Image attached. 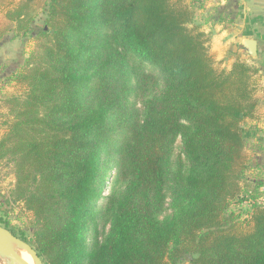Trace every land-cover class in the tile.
Returning a JSON list of instances; mask_svg holds the SVG:
<instances>
[{
    "label": "trees",
    "instance_id": "16d2710c",
    "mask_svg": "<svg viewBox=\"0 0 264 264\" xmlns=\"http://www.w3.org/2000/svg\"><path fill=\"white\" fill-rule=\"evenodd\" d=\"M39 1L47 18L0 139L37 228L7 229L45 264H264L242 128L261 107L257 70L219 69L172 0H0V40L12 23L30 34ZM234 200L252 206L241 223Z\"/></svg>",
    "mask_w": 264,
    "mask_h": 264
},
{
    "label": "rangeland",
    "instance_id": "374dc122",
    "mask_svg": "<svg viewBox=\"0 0 264 264\" xmlns=\"http://www.w3.org/2000/svg\"><path fill=\"white\" fill-rule=\"evenodd\" d=\"M172 1L188 7L193 12L194 22L192 25L200 28L209 37L210 53L213 45L220 47L223 57L219 56V51H216L215 55L213 54L219 69L229 71V59L236 57L237 60L246 61L257 70V73L253 75L257 83L255 93L261 98L263 105L255 119L244 121L242 128L250 165L246 173V181L250 183L252 192L249 196H254L257 191L259 199L256 204L264 207V72L263 74L260 72L261 64L264 61V0H250V3L244 0L243 2L246 4L239 3V0H221L222 2L218 0ZM218 2L219 5H217ZM41 6L40 1L34 5L37 12L33 31L30 34H21L16 29V23H12L10 32L0 40V139L6 133L8 122L11 121L6 98L13 95L22 97L25 89L23 85L12 83L11 78L26 64L35 47L36 33L44 26L47 18L45 13H41ZM256 16L261 18L259 26L262 29H257L259 18ZM246 38L257 40L260 51L263 49V52L259 53L256 58L247 55L243 46V39ZM219 57L224 59H217ZM176 153L179 152L176 151ZM15 188L16 177L13 162L3 159L0 161V225L8 227L19 236L23 233L27 240H31L37 228V221L33 213L26 209L24 203L16 199ZM114 189V181L108 182L104 195H109ZM100 205L103 204L100 203ZM251 210L252 206L248 203L234 200L230 202L228 214L233 213L236 217H240L235 221L241 223L246 220ZM170 213V210H166L164 216ZM99 228L100 236H103L108 232L109 225L100 221Z\"/></svg>",
    "mask_w": 264,
    "mask_h": 264
},
{
    "label": "water",
    "instance_id": "95a60500",
    "mask_svg": "<svg viewBox=\"0 0 264 264\" xmlns=\"http://www.w3.org/2000/svg\"><path fill=\"white\" fill-rule=\"evenodd\" d=\"M243 46L249 57L256 58L258 56L259 47L257 40L245 39ZM17 248L30 253L36 264H45L31 245L0 225V264H26L18 255Z\"/></svg>",
    "mask_w": 264,
    "mask_h": 264
},
{
    "label": "crops",
    "instance_id": "0c3cea01",
    "mask_svg": "<svg viewBox=\"0 0 264 264\" xmlns=\"http://www.w3.org/2000/svg\"><path fill=\"white\" fill-rule=\"evenodd\" d=\"M217 1V0H216ZM219 2L221 1V0H218ZM222 1H224V0H222ZM221 1V2H222ZM227 1V0H226ZM244 0H239V3H244V4H246V2H243ZM219 2H218V4L217 5H219ZM247 2H249L250 3V0H247ZM256 18H259L258 16H256ZM261 20V18H259V20H258V27H257V29H262V27L261 26H259V21ZM232 30V29H231ZM237 32L235 31V34H236ZM247 39V38H246ZM245 39H243V41H244ZM258 47H259V43H258ZM212 52V55L214 54H216V51H219V56L220 57H223L222 56V54H223V52H221L220 51V47L218 46V45H213V49L211 50ZM261 52H263V49H262V51H260V49H259V53H261ZM217 58V59H224V58ZM238 58H236V57H234V59H229L230 60V65L228 66V69L230 70L231 69V67L233 66V64L235 63V61L237 60ZM261 73L263 74V72H264V61L262 62V64H261ZM257 98H259L258 96H257ZM259 99H261V98H259ZM263 100V99H262ZM260 102H261V100H260ZM261 105H263V103L261 102ZM262 107V106H261ZM261 107H260V109H261ZM263 109H264V107H263ZM259 113V112H258ZM258 115V114H257Z\"/></svg>",
    "mask_w": 264,
    "mask_h": 264
},
{
    "label": "bare ground",
    "instance_id": "6f19581e",
    "mask_svg": "<svg viewBox=\"0 0 264 264\" xmlns=\"http://www.w3.org/2000/svg\"><path fill=\"white\" fill-rule=\"evenodd\" d=\"M17 253L26 264H36L32 255L30 253H27L25 250L17 248Z\"/></svg>",
    "mask_w": 264,
    "mask_h": 264
}]
</instances>
